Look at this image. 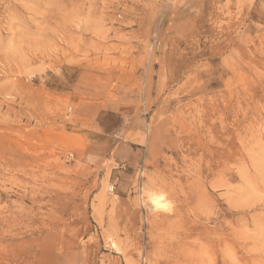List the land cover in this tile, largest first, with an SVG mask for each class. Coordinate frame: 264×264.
<instances>
[{
    "label": "rangeland",
    "instance_id": "374dc122",
    "mask_svg": "<svg viewBox=\"0 0 264 264\" xmlns=\"http://www.w3.org/2000/svg\"><path fill=\"white\" fill-rule=\"evenodd\" d=\"M0 264H264V0H0Z\"/></svg>",
    "mask_w": 264,
    "mask_h": 264
},
{
    "label": "crops",
    "instance_id": "0c3cea01",
    "mask_svg": "<svg viewBox=\"0 0 264 264\" xmlns=\"http://www.w3.org/2000/svg\"><path fill=\"white\" fill-rule=\"evenodd\" d=\"M118 119H120V118H118ZM129 128H130V125L127 124L126 120L122 119V120H119V122L116 125L110 126L105 134L108 135L109 141L111 140L112 142H116V140H118V138H120V137L123 140H125V137L129 133L134 132L132 129H129ZM127 152H130V146H128L126 144H122V145L118 146V148L116 150V153L119 157H123L122 154L127 153ZM121 167H124V165H122Z\"/></svg>",
    "mask_w": 264,
    "mask_h": 264
},
{
    "label": "bare ground",
    "instance_id": "6f19581e",
    "mask_svg": "<svg viewBox=\"0 0 264 264\" xmlns=\"http://www.w3.org/2000/svg\"><path fill=\"white\" fill-rule=\"evenodd\" d=\"M150 200L152 203H154L156 206L157 205H160V199H159V196L157 195H150Z\"/></svg>",
    "mask_w": 264,
    "mask_h": 264
}]
</instances>
